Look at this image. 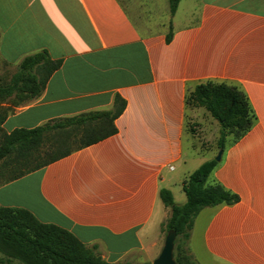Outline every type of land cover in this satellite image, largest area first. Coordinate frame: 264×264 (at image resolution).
<instances>
[{"label":"crops","instance_id":"obj_1","mask_svg":"<svg viewBox=\"0 0 264 264\" xmlns=\"http://www.w3.org/2000/svg\"><path fill=\"white\" fill-rule=\"evenodd\" d=\"M184 1L193 20L177 17ZM166 2L169 20L158 25L137 24L121 0H0L5 65L14 71L41 50L62 59L41 94L5 118V132L108 111L116 95L126 102L114 134L0 184V206L67 229L110 263L160 253L171 214L160 189L184 204L183 181L220 150L194 148L189 120L205 110L219 125L204 107H186V93L225 82L256 118L228 136L211 173L239 200L201 209L182 246L196 264H264V0H179L173 14Z\"/></svg>","mask_w":264,"mask_h":264},{"label":"trees","instance_id":"obj_2","mask_svg":"<svg viewBox=\"0 0 264 264\" xmlns=\"http://www.w3.org/2000/svg\"><path fill=\"white\" fill-rule=\"evenodd\" d=\"M179 0H168L169 12L173 14ZM172 37L171 29L166 41ZM62 59H53L46 50L26 55L7 78L0 77V160L17 154L20 159L35 153L47 154L49 147L43 143L48 132L60 128H80L77 146L50 155L27 169L6 178L8 182L65 156L73 149L95 143L117 129L114 120L123 112L126 102L116 95L113 108L48 121L34 128H16L7 133L1 127L21 98L32 100L43 91L46 82L60 66ZM186 107H204L218 122L219 135L216 146L224 150L228 136L232 141L242 137L255 122V115L244 91L225 82L204 81L195 85L185 96ZM50 152H53L50 147ZM218 161H204L182 183L186 194L184 204H176L171 192L162 188L159 196L171 210L165 224L166 233L174 230L173 256L178 264H196L182 245L188 240L194 219L205 207L233 204L239 196L211 178ZM2 182V183H4ZM0 183V184H2ZM0 264H115L106 261L96 247H88L67 229L38 220L29 210L21 207L0 206ZM121 264V263H117ZM149 264V263H148Z\"/></svg>","mask_w":264,"mask_h":264},{"label":"rangeland","instance_id":"obj_3","mask_svg":"<svg viewBox=\"0 0 264 264\" xmlns=\"http://www.w3.org/2000/svg\"><path fill=\"white\" fill-rule=\"evenodd\" d=\"M121 1L129 15L137 24H143L145 18H147L148 20H152L158 25L167 24L169 20L166 0ZM187 5L188 4L185 1L182 2L177 13V17L184 18L182 19L183 22H185L186 20H193L192 17L188 15L190 11L187 10ZM144 24H146V22ZM12 72L13 68L5 65L0 59V77L2 76L7 78L11 75ZM29 101L30 100L21 98L18 101L17 106H20ZM189 109L192 108L190 107ZM198 116L200 118V122H198V120H194L193 122H191L189 119V121L187 122V129L194 137V142L192 143L194 148H197L198 150H216V139L219 131L217 126L214 125V122L210 119L205 110H201ZM81 133L82 131L80 128H60L56 129L55 131L51 130L50 132H48V135H46L43 143H45L46 148L49 147L50 149V147H52V153L49 149L47 150V154L35 153L32 150L30 154L23 157L24 159H20V157H18L19 155L14 154L5 158L6 160H0V183L4 182L6 178L13 176L16 172H20L21 170L33 167L37 163L44 161L50 155L63 152L64 150H68L70 148H74L79 144ZM204 156L207 157H201L202 160L208 158L207 154H204ZM157 253H152L150 250L132 252L125 256L121 263L152 264V261L157 257Z\"/></svg>","mask_w":264,"mask_h":264},{"label":"water","instance_id":"obj_4","mask_svg":"<svg viewBox=\"0 0 264 264\" xmlns=\"http://www.w3.org/2000/svg\"><path fill=\"white\" fill-rule=\"evenodd\" d=\"M221 154H222V150H219L215 159L219 160ZM175 237H176V232L174 230L167 231L160 253L152 261V264H178L173 257Z\"/></svg>","mask_w":264,"mask_h":264}]
</instances>
